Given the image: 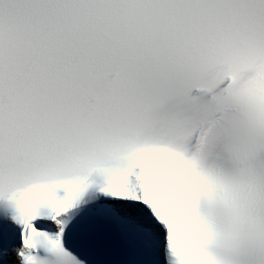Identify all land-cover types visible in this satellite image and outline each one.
<instances>
[{"label": "snow or ice", "instance_id": "6c2138e0", "mask_svg": "<svg viewBox=\"0 0 264 264\" xmlns=\"http://www.w3.org/2000/svg\"><path fill=\"white\" fill-rule=\"evenodd\" d=\"M0 264H264V0H0Z\"/></svg>", "mask_w": 264, "mask_h": 264}]
</instances>
